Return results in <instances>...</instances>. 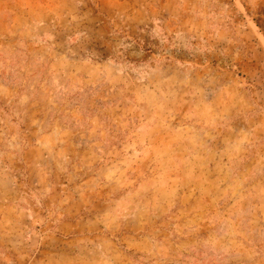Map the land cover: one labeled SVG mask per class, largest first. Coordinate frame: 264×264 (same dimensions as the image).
<instances>
[{"label": "rangeland", "instance_id": "374dc122", "mask_svg": "<svg viewBox=\"0 0 264 264\" xmlns=\"http://www.w3.org/2000/svg\"><path fill=\"white\" fill-rule=\"evenodd\" d=\"M0 264H264V0H0Z\"/></svg>", "mask_w": 264, "mask_h": 264}]
</instances>
